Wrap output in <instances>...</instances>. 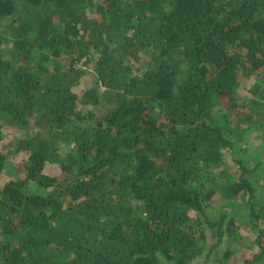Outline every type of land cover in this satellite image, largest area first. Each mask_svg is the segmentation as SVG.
Returning <instances> with one entry per match:
<instances>
[{"label": "trees", "instance_id": "obj_1", "mask_svg": "<svg viewBox=\"0 0 264 264\" xmlns=\"http://www.w3.org/2000/svg\"><path fill=\"white\" fill-rule=\"evenodd\" d=\"M254 136L264 0H0V264H217L235 205L261 264Z\"/></svg>", "mask_w": 264, "mask_h": 264}, {"label": "rangeland", "instance_id": "obj_2", "mask_svg": "<svg viewBox=\"0 0 264 264\" xmlns=\"http://www.w3.org/2000/svg\"><path fill=\"white\" fill-rule=\"evenodd\" d=\"M91 17H94V13L92 12ZM95 76L93 75H88L81 81V85L79 89L77 90L80 94L84 91L85 88L88 86H91V84H94L95 82ZM227 99L228 97H221V100L223 101L221 105L224 106V108H229V105L227 104ZM19 131L12 130L10 131L12 137H17L20 135L18 133ZM256 134V133H255ZM251 142L246 147L247 149L243 150L242 152V157L245 158L247 161L251 160V158H247L249 151L252 153H256V157H260L259 152L263 151L264 152V139H259L258 137H252ZM261 148V149H260ZM261 159L264 160V153L261 154ZM25 162H26V157L23 154H19L16 160V166L12 168V172L18 173L19 176L24 177L25 176ZM60 168L56 165H50L47 166L45 169V174L47 175H57L59 174ZM11 172V171H10ZM9 172V173H10ZM8 172H4L0 174V188L5 184L6 178L9 175ZM264 192V190H263ZM64 200L66 202H69V197L66 195L64 197ZM216 205L220 207L221 202L223 201L219 198L215 200ZM258 205L263 204V197H259L257 201ZM238 207L240 210L233 211L230 208H227L229 212L233 215L232 218V223H234L235 230H231L232 237L230 239L227 238L225 241V244L219 249V255L218 258H220V262L217 264H246V260H252L254 251H252L253 243H254V238L257 235V230L254 225V222H250L248 214H247V209H243L241 205H235ZM215 244V239L213 238L212 233H208V237L205 242V251L208 252V250L211 248L212 245ZM230 250V256L226 257L225 254ZM217 258L215 256V253H212L211 256L206 259V256H201L194 260L191 264H216L214 263V259Z\"/></svg>", "mask_w": 264, "mask_h": 264}, {"label": "built area", "instance_id": "obj_3", "mask_svg": "<svg viewBox=\"0 0 264 264\" xmlns=\"http://www.w3.org/2000/svg\"><path fill=\"white\" fill-rule=\"evenodd\" d=\"M263 245H264V241H263ZM261 264H264V258L262 259V263Z\"/></svg>", "mask_w": 264, "mask_h": 264}]
</instances>
